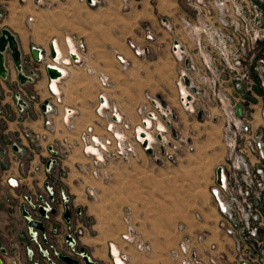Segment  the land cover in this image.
<instances>
[{
    "label": "crops",
    "instance_id": "0c3cea01",
    "mask_svg": "<svg viewBox=\"0 0 264 264\" xmlns=\"http://www.w3.org/2000/svg\"><path fill=\"white\" fill-rule=\"evenodd\" d=\"M193 18L187 0H127L126 3L122 0H99V4L93 7L79 0H0V35L3 29L13 34L22 55L25 75L38 68L37 79L22 85L17 80L9 52H5V68L9 74L6 79L0 77V185L11 195L17 197L18 194L23 198L43 191L47 179L58 181L59 184L53 186L57 196L63 193L69 198L75 197L74 204L83 206L85 215L92 220L91 235L86 236V243L81 248L93 263L113 264L110 248L114 246L122 264H176L170 252L186 236L190 237L197 254L205 262L220 254L229 260L232 258L231 242L218 229L220 215L209 190V208L202 214V220L183 215V230L173 229L171 239L162 240L155 232H149L150 237H142L150 246L149 253H138L131 245L120 240L121 245L112 239L111 236L115 237L123 229L120 217L116 216L127 205L134 210L138 228L151 230L152 226L142 213L151 212L157 201V188L147 186L152 176L156 178L157 166L151 162L149 153L136 146V158H130L128 162L108 158L100 169H96L79 143L80 132L89 126L93 127L96 135H107L97 125L105 123L96 113L99 95L115 115L128 124L127 131L117 129L120 135L123 133L122 138L139 126L137 109L146 104V96L166 107L174 116L185 118L189 126H195L187 117L195 115L180 105L178 86L181 72L187 71L190 65L200 75L201 69L204 70L201 53L181 22H192ZM163 23H167L169 28L165 29ZM147 32L152 35L151 40H146ZM66 39L71 41L79 58L76 63L69 59ZM51 41L62 56L57 58L68 61L56 63L59 65L57 70L62 73L56 79H50L44 71L46 65L52 67L55 63L49 54ZM129 43L148 47L149 52L137 57ZM175 43L183 49L181 60L172 50ZM79 44L83 46L82 51L78 50ZM34 48L46 53L47 58L42 64L34 63ZM119 56L125 60V68L118 61ZM190 75L194 76V73ZM101 77L107 78V86L101 85ZM225 84L226 91L232 96H247L244 91L235 89L232 82ZM16 96L28 104L25 113L18 112ZM31 97L34 100H30ZM191 98L201 104V87L187 100ZM256 98L263 100L259 96ZM44 103L52 107L49 115L43 114ZM202 110L217 112L210 106ZM48 119L50 126L45 124ZM181 123L185 124L184 121ZM158 124L163 126L157 119L151 123V129ZM66 143L72 150L66 159L52 168L51 173L46 174L44 165L49 158V146L55 145L60 149ZM224 156L225 149L222 148L214 173L223 164ZM79 166L83 168L79 169ZM95 170L107 173V180L92 177ZM9 179L16 181L18 186L10 187ZM87 193L94 194V198ZM78 194L84 195L85 199L78 198ZM201 231L208 234L207 241L198 243L195 236ZM25 235L26 230L8 236L6 241L0 235L1 247L7 252L3 256L0 250L2 264H10L12 255H17L14 247H19V240H22V250L17 252L19 263L32 264L26 257V249L31 245ZM94 244L98 245L96 249Z\"/></svg>",
    "mask_w": 264,
    "mask_h": 264
},
{
    "label": "built area",
    "instance_id": "2783aa9c",
    "mask_svg": "<svg viewBox=\"0 0 264 264\" xmlns=\"http://www.w3.org/2000/svg\"><path fill=\"white\" fill-rule=\"evenodd\" d=\"M79 1L90 7L99 4V0ZM122 2L126 3L127 0ZM190 3L194 10V18L192 22L188 20H181V22L184 30L191 33L197 50L201 53L204 70L201 69L200 75L195 67L190 65L187 71L181 72L178 79L179 102L183 109L191 113L198 112L200 106L204 109L203 102L198 105V100L192 98L187 100L189 96L197 94L201 86L203 97L217 107L218 114L223 119L221 141L225 149L224 162L218 167L219 179L215 173L209 194L220 215L218 229L231 242L232 258L227 260L222 255H217L205 262L202 257H199L189 239L181 241L170 255L176 264H264V107L261 105L258 108V116L262 124L254 128V118L249 111L251 107H248V104L244 107V103H248L245 100L246 97L232 96L226 91L225 84L232 82L235 89H243L246 95L250 96H255V89H259L264 98L263 13L258 10V6L246 0H210L208 4L210 3L211 6L206 10L204 0H190ZM162 25L165 29L169 28L167 23ZM151 39L152 35L147 32L146 40ZM129 46L137 57H142L149 52L148 47H136L130 43ZM50 47L57 55L53 41L50 42ZM82 49L83 46L79 44L78 50L82 51ZM172 50L181 60L183 55L181 46L175 43ZM37 51V62L34 61V63L42 64L47 55L41 49ZM68 56L74 63L79 61L75 53L69 52ZM117 59L125 68V60L120 56ZM52 61L58 64L57 57ZM47 67L49 66L44 67V71ZM35 72L36 74L30 78L32 82L38 77V68ZM204 72L209 74L206 75ZM191 73H194V76H191ZM185 77L189 79L191 87L196 89V93L189 94V88L184 85ZM100 83L104 87L107 86V78L101 77ZM210 90L211 94L208 93ZM209 95L214 102H211ZM98 99L96 113L104 119L105 123H97V125L103 128L107 135L102 137L96 135L92 126L86 127L79 134V142L83 148L92 147L101 155L102 159H99L96 155L84 150L92 159L96 169H99L103 161L108 158H118L124 162H128L130 158H136L134 153L136 146H139L143 152L151 148L153 153L156 149L154 145H157L160 158L166 161L173 158L170 149L176 150L177 147L170 143L171 134H167V128L161 130L156 126L151 129V123L157 119H160L164 127H167L172 114L170 110L162 107L150 96H146V104L137 109L140 124L133 129L131 139L128 140L126 136L122 138L114 133L118 128L127 130L128 124L122 118H118L114 110L106 105L102 95H99ZM30 100H34V97ZM16 105L19 113H25L28 104L20 97H16ZM43 107L44 115L52 112L49 103H44ZM238 107H240V115L237 114ZM147 121L150 125H147ZM45 124L50 126V119ZM137 128H143L142 133L145 136H141L142 133L138 136ZM146 132H149L154 139L152 145L148 143ZM145 140H147V146L143 148ZM65 146L62 147L64 149H59L55 145L49 146V158L44 165L46 174L51 173L52 168L61 161V155L71 147L69 144ZM155 159L157 160L158 157ZM91 175L104 180L108 178L107 173H100L99 170H95ZM7 183L10 187L18 186L12 179H9ZM69 199L63 193L57 196L52 182L48 179L45 180L43 191L35 195L23 196V203L20 205L21 216L26 222L30 242L38 246L37 258L42 261L41 263L35 261L33 252L26 250V257L32 264H55L60 255L82 264H84V257H87L88 262L91 263L85 250L82 252L81 247L77 248L79 241L77 236L83 233V228L79 226L75 228L72 222L74 218L76 221L81 218V213L77 210L74 216H71ZM53 210H60L62 214L69 211V218H63L65 231L62 235L58 234L57 229L52 228L49 223L55 215L52 214ZM121 221L124 226L121 240L128 245H133L139 253L147 254L150 246L137 236L130 215L124 214ZM32 222L41 223L42 229L28 227ZM59 242L60 246H58ZM1 254L5 256L7 252L4 250ZM10 264H20L17 255H12Z\"/></svg>",
    "mask_w": 264,
    "mask_h": 264
},
{
    "label": "rangeland",
    "instance_id": "374dc122",
    "mask_svg": "<svg viewBox=\"0 0 264 264\" xmlns=\"http://www.w3.org/2000/svg\"><path fill=\"white\" fill-rule=\"evenodd\" d=\"M207 1L210 2V0H204V4L206 5V7L204 8L205 10L208 7L210 8L211 6V4H208ZM246 1L248 3L252 2L256 6H258V10L263 13L264 18V0ZM187 4L188 7L191 9V14L193 13L194 16V10L191 8L190 0H187ZM204 73L206 75L209 74L208 72ZM242 91L244 90L242 89ZM208 93L211 94L212 91L210 90V92ZM254 94L255 96H246L245 100H247L248 103H244V107L247 104L248 107H251L249 111L251 113V116L254 118L253 127L255 128L262 124V121L258 116V108L261 105L264 107V98L262 102L261 100H256L257 96L262 97V93L259 89H255ZM209 97L211 99V95H209ZM201 102H203L205 107L207 106V108L208 106L215 107V105L208 102L207 98L205 97H203V101L201 100ZM211 102L214 101L211 99ZM215 108L217 109V107ZM192 114L195 116H193L192 118L189 116L187 117L188 120L193 121V123L195 124L194 127L189 126V124L186 123L187 120H184L185 118H178L173 114H171L170 117V124L167 127H164V129L167 128V134H171V136L169 137L170 143H173L177 147L176 150L170 149L173 154V158L170 161H166L163 158H160L159 148H157V145H154L156 149L153 151V153L149 154L151 162H153L157 166V169L154 168L157 172L156 178L148 175L151 178L150 181L147 182V186L157 188V204L155 203V205L152 206L151 212H145L142 214L143 216L145 215V218H147V223H150V225L152 226L151 230L145 229L141 231L138 228L139 222L135 221L134 219L135 213L131 205L124 206L121 209V212L119 211L117 213L116 218H118L119 216L120 219L126 213L130 215L136 234L141 239L142 237H150L149 232H155L157 236H159V238H161L162 240L171 239V232L173 229H177V231L179 232L183 230L184 226L181 224V217L183 215L188 214L200 221L202 220V214L208 211V190L213 184V178L215 176V173L213 171L215 166L219 164L216 162L221 156L222 148H224V145L221 141V127L223 119L219 116L218 110L217 112L216 110H214L212 113L205 111L201 119H198L197 112ZM180 119L181 122L184 121L185 124H182L180 122ZM172 131L174 132V135L172 134ZM132 133L130 135H126L128 140L131 139ZM80 145L83 149V145L81 143ZM71 150L72 147H70V149H67L66 153L63 152L64 154L61 155V160L66 159ZM129 154L131 155V153ZM156 157H158L157 160L155 159ZM199 161H201V164L198 163ZM81 168L83 167L79 166V169ZM97 179L102 178L99 177ZM51 182L52 187L56 186L57 183L59 184V182L56 180H53ZM142 183H144V181H142ZM16 195L17 197L11 195L3 185H0V235L3 236V239L6 241L8 236L11 237L12 235L24 232V230H26L25 237L27 239V242L31 245V247L26 250H31L33 252V259L38 263H41L42 261L40 260V258H36L38 257L36 254L38 246L30 242V239L28 238L26 222L24 221L22 216H20L21 212L19 210V206L21 205V203H23V198L21 195ZM88 196L90 198H94V194H88ZM78 198L85 199V196L78 194ZM74 199L70 197L68 205L70 207L71 216H74L77 210L81 213V218H78L76 221V218L73 217L75 220H73L72 222L75 228L78 226L80 228H83V233L77 236L79 240L77 248H80L84 246V243H86V236L89 234L91 235L93 223L92 220L85 215V211L83 210L84 207L80 204L79 207L78 205L74 204ZM77 202L81 203L80 200H78ZM199 213L201 214V216ZM63 215L64 213L62 214L60 210H57L55 211V215L53 216V218L49 221V223L57 229V233L60 235H62L65 231ZM123 231L124 226L122 231L118 233L115 237L114 235L111 236L112 239L116 240L117 242L119 241L121 245L125 243L121 240V234L123 233ZM93 233L96 234V232ZM151 235L154 236V233H151ZM207 235L208 234L204 233V231L198 232L195 236V241L198 243H203L204 241H207ZM187 239L190 240V237L186 236L181 239V241ZM192 239L193 238H191V240ZM53 240L59 241V239L56 238H53ZM21 241L22 240H19V242H17L19 247L17 245L14 247L17 257L18 250H22ZM221 243L223 244L224 241L221 240ZM58 244L60 245V243ZM131 246L134 248L133 245ZM211 246L213 247V245ZM97 247L98 245H93L94 249H96ZM135 251L137 250L135 249ZM220 255H222L228 260V258L224 254Z\"/></svg>",
    "mask_w": 264,
    "mask_h": 264
},
{
    "label": "water",
    "instance_id": "95a60500",
    "mask_svg": "<svg viewBox=\"0 0 264 264\" xmlns=\"http://www.w3.org/2000/svg\"><path fill=\"white\" fill-rule=\"evenodd\" d=\"M50 48H51L50 59L52 60V59L56 58L57 55H56L54 49L52 47H50ZM6 51L9 52V56L11 57L14 69L17 72V80L22 85L26 82L27 83H33L30 78H31V76L36 74V72L31 71L30 75H25V73L22 71L24 63H23L22 55H21L20 51L18 50L17 42H16V40H15V38L11 32H9L6 29H3L1 31V35H0V77L2 79H6L8 74H9L8 69L5 68V60H6L5 52ZM37 55H38L37 49H32V56L34 57L35 63L37 62ZM46 72H47V76L50 79H56V78L60 77L62 74L60 71H58L57 69L52 68V67H47ZM184 85L187 88H189L191 93H193V94L196 93V89L194 87H191L190 81L187 77L184 78ZM16 97H19V96H16ZM43 109H44V107H43ZM237 114L240 115V107L237 108ZM203 115H204L203 110L199 109L197 112L198 119H201L203 117ZM172 134L174 135L173 131H172ZM141 136H145V134L142 133ZM146 146H147V140L144 141L142 147L145 148ZM147 153L151 154L152 149L151 148L147 149ZM219 174H220V169L217 168L216 176L218 179H219ZM40 213L43 214V212L41 210H40ZM52 214L53 215L55 214L54 210L52 211ZM63 218L64 219L69 218V211H65ZM28 227H33L36 229H42L41 223H36V222L30 223L28 225ZM0 248H1V243H0ZM1 250H2V252L4 251V249H1ZM81 251L83 252L84 249L81 248ZM88 258H89V256H88ZM58 259H59L58 262L55 264H78L77 261L70 259L68 257L61 256V255L58 256ZM83 261H84V264H96V263H93L92 261H91V263L88 262L87 257H84Z\"/></svg>",
    "mask_w": 264,
    "mask_h": 264
},
{
    "label": "bare ground",
    "instance_id": "6f19581e",
    "mask_svg": "<svg viewBox=\"0 0 264 264\" xmlns=\"http://www.w3.org/2000/svg\"><path fill=\"white\" fill-rule=\"evenodd\" d=\"M67 49H68V53L70 52V53H75V50L73 49V44L71 43V41L70 40H67ZM57 51V50H56ZM58 55H59V57L61 56L59 53H57V57H58ZM62 57V56H61ZM57 60L59 61L58 63H67L68 61L64 58L63 60H62V58H57ZM53 68H55V69H57L58 68V66L59 65H57L56 63H53V65H51ZM57 67V68H56ZM59 71V70H58ZM61 72V71H60ZM55 87V86H54ZM147 123V125H149V121H147L146 122ZM158 126V128L159 129H164V125L163 126H161L160 124H158L157 125ZM137 131H136V134L139 136L140 135V133H142L144 130H143V128H137L136 129ZM114 133L118 136V137H121V135L115 130L114 131ZM146 135H147V137H148V140H149V144L150 145H152L153 143H154V139H153V137H152V135L151 134H149V132H146ZM85 150V152H87V153H91L92 155H96L99 159H102L101 158V155L98 153V151H96V150H94L92 147H85V148H83V151ZM110 253H111V255H112V263L113 264H122V262L119 260L120 258H119V255H118V251L116 250V248L114 247V246H112L111 247V249H110Z\"/></svg>",
    "mask_w": 264,
    "mask_h": 264
},
{
    "label": "flooded vegetation",
    "instance_id": "af4514ba",
    "mask_svg": "<svg viewBox=\"0 0 264 264\" xmlns=\"http://www.w3.org/2000/svg\"><path fill=\"white\" fill-rule=\"evenodd\" d=\"M78 264H82V263L78 262Z\"/></svg>",
    "mask_w": 264,
    "mask_h": 264
}]
</instances>
